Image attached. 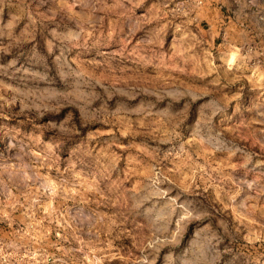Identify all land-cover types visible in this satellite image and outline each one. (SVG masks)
Segmentation results:
<instances>
[{
  "label": "rangeland",
  "instance_id": "1",
  "mask_svg": "<svg viewBox=\"0 0 264 264\" xmlns=\"http://www.w3.org/2000/svg\"><path fill=\"white\" fill-rule=\"evenodd\" d=\"M191 1L0 0V264H264V0Z\"/></svg>",
  "mask_w": 264,
  "mask_h": 264
},
{
  "label": "crops",
  "instance_id": "2",
  "mask_svg": "<svg viewBox=\"0 0 264 264\" xmlns=\"http://www.w3.org/2000/svg\"><path fill=\"white\" fill-rule=\"evenodd\" d=\"M225 1L226 0H206L200 7H193L189 4L187 5V9L188 11L195 13L194 18L197 22L209 23L210 28L213 30V34H216V36L221 34L222 30L223 37L227 36V34L228 37H230L231 32L236 35L241 34L242 22L240 21L238 14H235L233 17L227 15L228 9ZM192 2L193 0L191 3ZM224 7H226V9H224ZM236 35H233V38H237Z\"/></svg>",
  "mask_w": 264,
  "mask_h": 264
},
{
  "label": "built area",
  "instance_id": "3",
  "mask_svg": "<svg viewBox=\"0 0 264 264\" xmlns=\"http://www.w3.org/2000/svg\"><path fill=\"white\" fill-rule=\"evenodd\" d=\"M198 4L202 3V0L197 1ZM253 56V61L256 64H263L264 65V45L254 48L251 51Z\"/></svg>",
  "mask_w": 264,
  "mask_h": 264
}]
</instances>
